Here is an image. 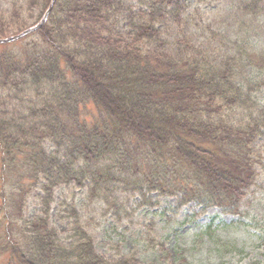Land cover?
I'll return each mask as SVG.
<instances>
[{"label":"trees","instance_id":"trees-1","mask_svg":"<svg viewBox=\"0 0 264 264\" xmlns=\"http://www.w3.org/2000/svg\"><path fill=\"white\" fill-rule=\"evenodd\" d=\"M51 1L13 0L0 9V38L34 25L25 20L34 9L39 20ZM137 1L133 11L129 0H56L41 28L0 44L4 263L155 264L133 255L107 259L75 207L68 229L50 224L60 184L85 189L87 199L97 196L116 212L118 202L157 205L150 194L158 192L176 197L174 210L195 202L202 211L216 206L253 221L243 203L262 165L263 33L255 37L260 52L237 40L235 52L213 56L187 35L160 37L166 23L182 25L187 0ZM242 9L258 17L256 31L264 25V0H244ZM122 15L126 31L118 29ZM253 64L251 77L245 68ZM88 104L93 110L84 114ZM37 188L42 214L29 218L24 208ZM210 230L175 247L172 264H189L190 251L213 242ZM153 240L151 248L171 257Z\"/></svg>","mask_w":264,"mask_h":264},{"label":"rangeland","instance_id":"rangeland-1","mask_svg":"<svg viewBox=\"0 0 264 264\" xmlns=\"http://www.w3.org/2000/svg\"><path fill=\"white\" fill-rule=\"evenodd\" d=\"M12 1L0 0V9L5 12L10 8ZM187 1L189 5L182 25L166 23V28L160 36L162 39L174 40L184 34L190 38L191 43L201 45L213 56H218L225 50L232 54L237 48L235 45L237 40L240 41V45L243 43L254 46L255 51L260 52L258 42L261 41L258 40L255 44V37L257 34L260 37L262 33L264 36V25L256 31L258 17L245 15L248 11L242 9L244 0ZM128 4L132 5L133 11L140 7L137 0H129ZM33 11L34 18H27L28 14L25 12L20 22L27 18L25 21L29 25L36 23L39 10ZM126 12L122 13L128 15ZM128 25L129 19H124V15L120 16L118 29L126 31ZM148 46L151 50L155 48L153 45ZM148 46L144 48L148 49ZM169 48V45L166 46L167 50ZM256 69V65L248 66L245 73L252 77L256 75ZM259 78L263 81L257 95L264 104V76ZM83 108L84 114H90L93 110L89 104ZM258 148L261 152L262 165H259L256 182L243 203L244 211H248L253 221L240 217L238 213H224L214 206L202 211V206L196 205L195 202L174 210L176 197L160 196L157 192L150 194L158 201L157 205L150 206L146 201V205L139 207L133 202H118L116 212L111 203L104 204L96 198L97 196L87 199L85 189L60 184L54 191L55 199L51 203L49 214L50 224L59 230L68 229L70 222L75 219L69 210L75 207L94 239L96 250L107 259L133 255L140 261L153 260L155 264H172L175 247H185L196 233L211 225L213 242L205 240L190 251L189 264H264V137L260 139ZM41 194L39 188L29 194L24 208L26 217L42 214L39 211L42 206L38 203ZM132 197V200H138L137 195ZM149 223L152 226H149ZM151 238L154 242L165 243L164 249L168 250L171 257L167 253L164 255L161 253L163 250L161 246L151 248L149 246ZM4 260L5 257L0 255V264H7Z\"/></svg>","mask_w":264,"mask_h":264},{"label":"water","instance_id":"water-1","mask_svg":"<svg viewBox=\"0 0 264 264\" xmlns=\"http://www.w3.org/2000/svg\"><path fill=\"white\" fill-rule=\"evenodd\" d=\"M54 3H55V0H52V4H51V6H50L48 12L46 13V15L44 16V18L42 19V21L39 23V25H37L36 27H34V28H32V29H29V30H27V31H25V32H23V33H21V34H19V35H16V36H13V37H9V38L4 39V40H0V43H1V42H9V41H12V40H16V39H18V38L24 36L25 34L29 33L30 31H33V30H35L36 28H38L39 26H41V24L45 21L46 17L48 16V14L50 13L51 9L53 8Z\"/></svg>","mask_w":264,"mask_h":264}]
</instances>
